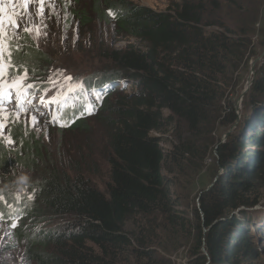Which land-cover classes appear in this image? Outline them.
<instances>
[{
    "label": "trees",
    "instance_id": "obj_1",
    "mask_svg": "<svg viewBox=\"0 0 264 264\" xmlns=\"http://www.w3.org/2000/svg\"><path fill=\"white\" fill-rule=\"evenodd\" d=\"M63 2L68 11L71 0ZM90 10L116 36L129 39L102 57L115 74L84 82L80 99L64 113L76 130L86 128L87 107L105 125L107 191L69 174L51 159L42 137L12 124L13 143L0 144V172L12 162L36 179L24 194L0 192V221L16 243L24 242L34 264H174L172 252L185 242L191 243L188 264H207L208 256L210 264H253L261 256L253 235L262 240L263 223L250 213L223 218L259 195L254 187L264 180L260 124L233 142L216 143L213 133L237 118L229 96L239 86L238 73L258 56L251 38L264 20V0H181L165 11L127 0H92ZM68 15L82 25L93 23L84 10L70 9ZM12 42L4 58L11 50L14 67L7 69L19 76L27 72L23 86L28 75L43 81L49 56L27 35ZM126 82L133 86L129 93L120 89ZM252 89L264 99V61ZM167 129L176 138L170 158L178 164L203 162L211 147L219 148L224 173L203 192L192 219L163 173L166 156L152 135ZM245 151L253 156L250 168L243 167Z\"/></svg>",
    "mask_w": 264,
    "mask_h": 264
},
{
    "label": "rangeland",
    "instance_id": "obj_2",
    "mask_svg": "<svg viewBox=\"0 0 264 264\" xmlns=\"http://www.w3.org/2000/svg\"><path fill=\"white\" fill-rule=\"evenodd\" d=\"M127 1L157 11H165L170 5L181 0ZM64 4L63 0H44L43 14L40 15L39 0H29L27 8H24L23 0H0V20L4 21V30L7 33L2 39L6 43V47L11 41L15 43L23 38V35H27L52 61L51 67L45 72L43 81H40L36 76L28 75L29 80H26L28 84L40 85L43 89L36 91L32 90V87L27 89L29 92L26 91L22 97L26 112L19 110L15 90H10L12 96L9 102H3L0 106V123L3 124V127H0V144L3 143L10 148L8 143L9 127L12 124L24 125L42 137L51 159H54L59 166L63 165L72 176L81 174L105 193L110 179V168L107 162L108 151L104 139L105 125L100 119H96L97 114L91 115L87 107L86 128L76 130L73 128V124H68V116H64V113H68L70 102H77L80 99L81 87L84 82L86 84V81L93 77L102 79L114 75L109 70L111 66L102 57L106 50L125 47L129 39L116 36L109 26L99 22L96 15L90 10L92 0H75V2L71 0L66 6L68 11L64 10ZM70 9L87 11L88 15L93 18V23L82 25L77 20H70L68 15ZM14 13L16 15L13 16ZM10 16L17 21H20L21 18L27 21L31 17V23L28 25L31 31L26 32L22 27L14 28L8 22L7 18ZM262 28L264 29V20L258 23L251 38L252 45L258 51L256 58L262 57L261 55L264 53ZM14 31L18 34L14 35ZM263 61L264 56L255 66V76L256 69L262 65ZM238 76L239 86L229 96L234 108L245 83L250 77H254V75L251 76V65L242 68ZM16 77L19 75H13L6 69L3 79L11 82V79ZM69 77L71 79H68ZM0 86L4 87L3 84ZM132 87L126 82L120 89L124 93H129ZM61 102H63L62 105H60ZM263 104L264 99L259 97L251 103L249 102L246 107L249 117L244 122L241 120L240 125L229 136L225 135L232 125L218 127L213 133L216 143L233 142V138L249 136L259 124L262 133L260 134L264 139L262 120H258L256 117L259 111V118L264 114ZM165 113L168 114V111ZM32 116L36 117L35 124L31 121ZM173 134L172 130L167 129L152 135L159 139L166 156L163 173L175 191V197L183 198L182 209L186 216L192 219L193 210L200 208V198L203 192L213 183L216 184L219 177L223 175L224 169L220 166L218 146L210 148V152L203 162L200 159L181 164L172 161L170 152L172 145L176 142ZM248 149L253 150L254 148L252 146ZM245 152L247 157L243 167L250 168L253 156L252 153L248 154L250 151ZM262 157H264V149ZM262 164V175L264 176V162ZM35 179V174L10 162L8 167L0 172V192L7 190L12 193L24 194L31 181ZM254 189H256V193L264 194V180L262 183H257ZM251 216L258 219L256 223H263L262 240L252 234L256 248H260L261 253V256L253 264H264V213ZM53 226H47L44 230H50ZM190 245L191 243L186 244L185 242L180 249L172 252L171 258L174 264H188ZM25 252L24 242L16 243L10 231L0 221V264H34Z\"/></svg>",
    "mask_w": 264,
    "mask_h": 264
},
{
    "label": "snow or ice",
    "instance_id": "obj_3",
    "mask_svg": "<svg viewBox=\"0 0 264 264\" xmlns=\"http://www.w3.org/2000/svg\"><path fill=\"white\" fill-rule=\"evenodd\" d=\"M29 0H23L24 8H27ZM40 3V15L43 14L44 10V0H39ZM110 15H114V13H109ZM16 15L15 13L13 16ZM10 25L14 26V28H23L24 31L30 32L31 28L28 25L31 23V17L28 18L27 21L20 19L17 21L13 19L11 16L7 18ZM14 35H17L15 31L13 32ZM7 33L4 30V21L0 20V84L4 85V90L0 92V106H2L3 101L5 99H10L12 96V91L15 90L16 93V101L17 107L21 112H26L27 109L24 107V100L22 99L23 95L26 93L27 88L33 87L31 84L23 86V81L27 78V72L23 73L21 76L11 79V82L4 80L3 77L6 75V69L9 67H14L11 61L12 52L11 50H7V60L4 59V52L6 50V43L3 41V37H5ZM68 79H71L70 77ZM31 121L33 124L37 122L36 117L32 116ZM0 127H3V124L0 123ZM9 143H13L11 140L8 141ZM13 227L16 225L13 224Z\"/></svg>",
    "mask_w": 264,
    "mask_h": 264
},
{
    "label": "water",
    "instance_id": "obj_4",
    "mask_svg": "<svg viewBox=\"0 0 264 264\" xmlns=\"http://www.w3.org/2000/svg\"><path fill=\"white\" fill-rule=\"evenodd\" d=\"M261 56L262 57L252 60L250 63L251 69H252L251 72H252V75H254V77H252L251 79H248L244 85V88L235 104L237 118L225 136H229L232 132H234L235 129L240 125L241 120L244 122L249 117L248 110L246 107L249 104V102L251 103L253 100L257 98V97L255 98L256 95L255 96L253 95L254 93H253L252 85H253V81L255 78V66L260 61V59L263 58L264 53ZM109 70L115 74V70L112 67H110ZM213 185L214 183L208 189L212 188ZM242 213H250L251 215H261L262 213H264V194L260 193L258 197L254 200V204L249 205L248 207L239 206L235 208L234 210L230 212L228 216L223 218V220L230 219L231 221H234ZM203 251L206 254V256H208L205 248H203ZM208 259L209 261L207 264H210L209 256H208Z\"/></svg>",
    "mask_w": 264,
    "mask_h": 264
},
{
    "label": "bare ground",
    "instance_id": "obj_5",
    "mask_svg": "<svg viewBox=\"0 0 264 264\" xmlns=\"http://www.w3.org/2000/svg\"><path fill=\"white\" fill-rule=\"evenodd\" d=\"M251 71H252V69H251ZM251 76H252V72H251ZM249 79H251V77H250ZM62 104H63V102H61V104H60V105H62Z\"/></svg>",
    "mask_w": 264,
    "mask_h": 264
}]
</instances>
